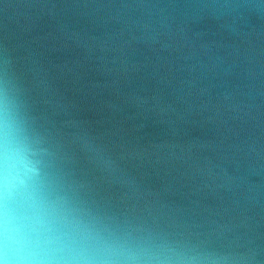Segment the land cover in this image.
Here are the masks:
<instances>
[{"label":"water","instance_id":"1","mask_svg":"<svg viewBox=\"0 0 264 264\" xmlns=\"http://www.w3.org/2000/svg\"><path fill=\"white\" fill-rule=\"evenodd\" d=\"M0 117L43 254L264 264V0H0Z\"/></svg>","mask_w":264,"mask_h":264},{"label":"clouds","instance_id":"2","mask_svg":"<svg viewBox=\"0 0 264 264\" xmlns=\"http://www.w3.org/2000/svg\"><path fill=\"white\" fill-rule=\"evenodd\" d=\"M23 158L11 123L0 117V264H62L43 254L33 246L37 232L29 224L28 217H21L15 211L20 194L26 189L36 169L27 161L23 171L16 172L14 162ZM10 249L12 256L5 253Z\"/></svg>","mask_w":264,"mask_h":264}]
</instances>
